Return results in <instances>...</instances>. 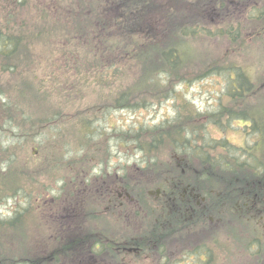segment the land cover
<instances>
[{
  "label": "trees",
  "instance_id": "1",
  "mask_svg": "<svg viewBox=\"0 0 264 264\" xmlns=\"http://www.w3.org/2000/svg\"><path fill=\"white\" fill-rule=\"evenodd\" d=\"M54 1L45 4L43 15L30 5V41L56 32L61 43L55 51L63 56L64 69L70 63L65 74L76 77L78 86L90 88L93 97L85 100L70 86L57 85L52 73L35 76L33 65L40 62L35 55L30 59V83L20 86L12 80L17 72L15 60L23 59L14 43L1 57L0 112L6 116L0 136L12 133L18 125V134L11 137L20 145L32 146L39 136L53 134L38 145L61 162L55 130L45 131L71 119V129L62 136L75 131L85 145L95 148L67 162L83 161L97 151V141L104 134L95 139L97 131L90 117L106 110L147 108L177 94L180 84L210 76L221 84L212 109L200 111L181 97L174 118L151 127L114 130L112 136L135 145L147 163L156 162L161 149L169 145L197 162L211 163L217 176L264 177V0H87L69 9L63 0ZM24 85L30 88V101L36 103L30 113L23 109ZM52 91L58 97L55 109L56 103L46 104L55 98ZM34 111L39 115L33 117ZM15 115L20 116L17 124ZM237 120L244 122L246 136L256 133V143H247L243 150L227 140H208L209 126L225 130ZM20 125L29 127L30 140ZM105 148L108 153V143ZM0 153L1 162H7L5 169L0 166V201L16 195L27 201L31 171H36L27 162H16L13 152L2 147ZM164 173L172 172L168 168ZM235 186L227 183V193L234 195ZM23 210L17 208L16 217H22Z\"/></svg>",
  "mask_w": 264,
  "mask_h": 264
},
{
  "label": "flooded vegetation",
  "instance_id": "2",
  "mask_svg": "<svg viewBox=\"0 0 264 264\" xmlns=\"http://www.w3.org/2000/svg\"><path fill=\"white\" fill-rule=\"evenodd\" d=\"M29 19L30 0H0V67L10 39L30 43L3 26ZM174 157L175 175L147 180L156 187L143 194L132 195L133 185L115 178L68 209L65 198L40 212L33 203L30 264H264V177L234 179L232 195L231 180L205 176L210 163L198 169Z\"/></svg>",
  "mask_w": 264,
  "mask_h": 264
},
{
  "label": "rangeland",
  "instance_id": "3",
  "mask_svg": "<svg viewBox=\"0 0 264 264\" xmlns=\"http://www.w3.org/2000/svg\"><path fill=\"white\" fill-rule=\"evenodd\" d=\"M31 1L30 5L34 4V9L38 8L40 15L44 14L43 9L45 8V3L55 2L54 0ZM84 2H87V0H63V6L64 8L69 9L76 4ZM150 25L155 26V22ZM40 36L41 37L36 40L30 41V57L28 60L26 59V56L23 57L22 62H20V59L15 60L17 72L12 74V80L20 86L26 82L30 83V69H26V67L30 64L31 57L35 55V60L40 61L38 64L33 65V69H36L34 71L36 73L35 76L38 72L41 77L46 74L45 72L52 73L51 75H53L54 82L57 85L62 84L70 86L76 94L83 95L85 100H89L93 97V92L90 88H86L80 83L78 86L76 77L67 76L65 74L66 69L70 67V63H66L67 68L64 69L63 56L55 51H59V45L61 43L59 35L52 31L48 34H42ZM63 44L64 43H62V45ZM107 45L109 46V41L107 42ZM51 51L54 52L52 53ZM46 69L52 70L53 72L46 71ZM18 72L21 73L17 75ZM22 89L24 91L22 99L23 109L25 112L27 111L30 113V110L33 111L36 103H34V101H30V98L32 97L30 96V88L28 89L27 86L25 87L24 85ZM220 89L221 84L217 82L216 77L209 76L202 80L180 84L177 87V94L174 96L172 95L160 103L149 105L147 108L137 110H106L104 113L99 115V117H90V120H93V122H91V126L93 125L97 131L95 139H97L101 133H104L105 135L103 134L101 136V143L97 141V151L94 150L87 157H85V160L83 161H75L71 163L67 162L72 158H79L85 153V151L95 148L85 145L83 140L76 135L75 131L66 137L62 136V133H66L71 129V119L67 120L65 118L64 122L58 125V127L56 124H53L50 131H45V133H48L55 130V141L58 139L59 142L57 148V152L59 154L57 155H62L61 162L53 160V156H48L46 153L44 154L38 145L49 141V135L52 136L53 134L39 136V138H37L36 145L28 146L25 142L20 145L17 140L14 141L11 137L18 134L19 127L18 125H14L13 132L10 133V136H1L0 142L3 149H9L8 145H10V143L17 142L15 145V153L13 155L16 162H27V164L34 171H36L34 174L31 171L30 186L28 189L30 188V197L32 190H35L37 205L36 202H34V205L37 212L43 210V205H47L48 209H57L58 206L62 204V199L64 198L66 199L64 207L65 209H68V206L70 205L69 202L79 199V197L83 194L94 193L93 189L95 190L94 185H96V182L108 179L111 180L121 177L123 180L127 181V178H129L130 180L127 181V183H132L137 179H141L140 188H143L144 192H146V189L148 188H155L156 183V181L147 180L158 178V174L161 175L160 177L170 175L171 173L163 174V172L170 167L171 163L174 162V155H181L176 153V148L171 149V147L167 145L161 149L157 155L158 157H155L156 162L145 165L144 163L147 161L145 160L144 154L136 149L137 147L135 145H129L124 141H121L122 139L120 140L113 137V131L138 128L141 126L151 127L156 124L159 125L160 122L170 120L175 116L176 105L180 102L179 100L181 97H185L191 101L200 111L210 110L214 107L215 98L217 97ZM20 94L22 93L20 92ZM52 96L55 98L51 97L50 102H46V104L50 105L56 103L52 107V109H55L58 105V97H56L54 91H52ZM7 111L6 114L9 113ZM38 115L37 111L32 112L33 117ZM5 116V114L0 112V124L3 123ZM15 117L16 122L20 116L15 115ZM96 119L97 121H95ZM14 124H17V122ZM232 124H230L226 131L214 126H209L207 128L208 140L211 143H214L215 141L227 139L230 143L236 146H243L245 142H252V137H246L241 131L243 122L238 121ZM20 127L22 128V132L27 134L28 140H30L29 127H23L21 125ZM106 143H108V153H106ZM2 154L5 155L3 150ZM2 165H4V163H2ZM143 165H145L144 168H142ZM6 166L7 165L2 167L5 169ZM2 202L3 203L0 204V217H2L3 220L9 219L7 217H9V213L13 212L12 206H20L19 210L24 209L23 213L25 216L23 218L16 217L14 215V219L12 221L14 226L12 228L0 229L2 232L0 236V249L8 257L5 258L4 264H30V247L35 236H37L36 233H33V222L30 224V211L31 213L36 211L33 207L34 205H30V201H26L23 196L18 195L7 197L2 200ZM20 219L21 221L18 222ZM39 225L47 226V224ZM39 232H42V230H39ZM4 233L8 234L5 235Z\"/></svg>",
  "mask_w": 264,
  "mask_h": 264
}]
</instances>
